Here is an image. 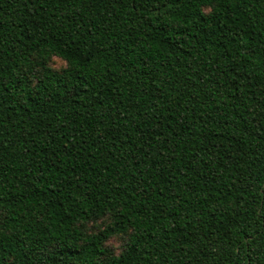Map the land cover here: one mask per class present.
<instances>
[{
  "label": "trees",
  "instance_id": "trees-1",
  "mask_svg": "<svg viewBox=\"0 0 264 264\" xmlns=\"http://www.w3.org/2000/svg\"><path fill=\"white\" fill-rule=\"evenodd\" d=\"M0 264H264V0H0Z\"/></svg>",
  "mask_w": 264,
  "mask_h": 264
},
{
  "label": "rangeland",
  "instance_id": "rangeland-1",
  "mask_svg": "<svg viewBox=\"0 0 264 264\" xmlns=\"http://www.w3.org/2000/svg\"><path fill=\"white\" fill-rule=\"evenodd\" d=\"M52 64L55 67H60V66L63 65V62L60 61L59 59L55 58L52 61ZM122 241H123L122 237H112V238L109 239L108 245H110V247H112L113 250L118 251L120 249V247H121Z\"/></svg>",
  "mask_w": 264,
  "mask_h": 264
}]
</instances>
